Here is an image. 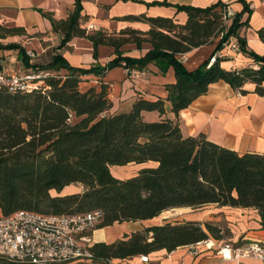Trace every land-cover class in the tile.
<instances>
[{
  "label": "trees",
  "instance_id": "trees-1",
  "mask_svg": "<svg viewBox=\"0 0 264 264\" xmlns=\"http://www.w3.org/2000/svg\"><path fill=\"white\" fill-rule=\"evenodd\" d=\"M236 1L242 5V13L248 11L244 0ZM175 8L185 13L183 24L165 17H125L123 20L147 24L148 30L125 28L111 34L87 33L80 28L81 0H74L65 19L55 20L43 13L52 31L62 36L61 45L84 38L92 45L94 59L99 46L112 48L114 58L105 67L84 69L72 67L56 55L39 66L46 75L32 82L35 88L0 89V212L4 217L17 212L44 216L98 212L101 219L95 230H101L151 221L176 209L195 211L215 205L255 210L264 229V155L239 154L202 134L185 137L178 122L165 117L164 109L168 102L177 117L218 82L240 95H246L244 86L251 84L254 94L264 96V57L245 50L238 35L244 25L242 13L234 14L225 26L227 6L220 1L206 8ZM0 30L4 32L0 40L26 36L22 28L0 25ZM219 37L215 50L235 38L239 52L247 54L258 68L226 70L217 60L188 71L177 59ZM259 38L264 42V32H259ZM143 43L151 46L143 56H123L125 45L140 48ZM2 50H18L20 61L29 65L22 47L0 43ZM159 61L174 70L175 81L165 86L164 99L140 97L128 112L110 113L108 86L101 83L81 90L89 75L100 78L116 67L145 71L147 65ZM151 112L158 114V121L143 118V113ZM132 164L142 168L131 178L120 180L111 173L112 168ZM72 185L81 192L59 195ZM223 236L224 232L210 223L165 221L111 244L95 243L92 251L98 258L121 261L162 250L171 253Z\"/></svg>",
  "mask_w": 264,
  "mask_h": 264
},
{
  "label": "crops",
  "instance_id": "crops-1",
  "mask_svg": "<svg viewBox=\"0 0 264 264\" xmlns=\"http://www.w3.org/2000/svg\"><path fill=\"white\" fill-rule=\"evenodd\" d=\"M219 1L225 4L233 15L242 13L243 7L236 0H81L83 19L80 28L85 29L87 33L102 31L111 34L125 28L145 32L148 30L147 24L141 21H127L123 18L165 17L183 24L186 15L178 12L176 6L206 8ZM244 1L249 7L248 11L241 15L240 20L244 25L238 30V35L243 40L244 48L248 53L264 57V42L259 38V32H264V0ZM152 3L162 5H151ZM73 4L74 0H0V25L25 30L26 36L19 37L18 43H21V47L26 52L31 51L35 54V60H29L27 66L22 65L24 69H29L33 62L46 65L56 55L61 56L70 66L84 69L94 66L105 67L114 58L112 48L99 46L97 57L94 59L92 45L84 38H73L65 45H61L62 36L52 31L50 21L43 16V13L50 14L55 20H62L73 10ZM219 39L220 37L210 45L179 55L177 59L188 71H194L208 62L213 54L220 52L224 55L219 60L220 66L226 70L258 68L247 54L230 49L232 37L223 43L219 50H215ZM150 49V44L143 43L140 48L135 45H125L121 51L123 56L139 58ZM0 52L3 53V57L16 55L10 59V62L18 56V50ZM2 55H0V65L1 63L3 65L1 72L12 71L10 67L5 68ZM28 69L26 71H29ZM84 78L88 80V83H83L88 85L87 87H99L101 83L108 86V96L112 102L110 113L128 112L132 103L140 97L149 101L164 99L165 86L175 81L173 67L168 66L164 61L147 65L145 75L139 78L127 77L121 67L107 71L100 78L93 75ZM244 89L248 93L240 95L224 82L215 83L211 85L205 96L180 111L177 117L171 112L170 104L166 102L165 117L176 120L185 137L202 134L210 142L239 154L264 155V96L254 94V86L251 84L245 85ZM143 118L148 122L159 120L156 112L143 113ZM174 211L183 213L184 222L199 223L202 226L205 223L216 225L225 232V236L220 240L210 237L213 244L211 249H206L204 246H189L178 248L171 253L164 250L152 253L148 255V263L145 264H236L222 261L217 254L218 247L224 244L238 246L253 240L264 242V229L259 225V216L255 210L209 205L195 211L183 208L171 212ZM109 229L110 227L96 230L93 235L94 242L111 244L121 239V235L108 239L105 233ZM136 231L141 230L134 229L131 233ZM194 249L196 252H193ZM118 264L141 263L137 257H134L121 260ZM244 264L255 263L244 262Z\"/></svg>",
  "mask_w": 264,
  "mask_h": 264
},
{
  "label": "built area",
  "instance_id": "built-area-1",
  "mask_svg": "<svg viewBox=\"0 0 264 264\" xmlns=\"http://www.w3.org/2000/svg\"><path fill=\"white\" fill-rule=\"evenodd\" d=\"M227 16L233 14L228 11ZM91 28V27H90ZM230 49L239 52L235 38L231 39ZM29 58L35 54L27 51ZM224 55L216 52L208 66ZM129 78H139L145 71L122 68ZM30 77L17 79L0 72V89L29 90L35 88L29 83ZM101 219L98 212L74 216H44L28 212H17L4 217L0 212V264H118L113 259L98 258L92 251L95 228ZM211 249L213 244L206 240L196 244ZM193 252H196L195 249ZM217 254L222 261L244 264L253 262L264 264V242L253 240L246 244L218 247ZM141 264L148 263V256L137 257Z\"/></svg>",
  "mask_w": 264,
  "mask_h": 264
},
{
  "label": "rangeland",
  "instance_id": "rangeland-1",
  "mask_svg": "<svg viewBox=\"0 0 264 264\" xmlns=\"http://www.w3.org/2000/svg\"><path fill=\"white\" fill-rule=\"evenodd\" d=\"M228 11L229 10H226L225 16L227 18V21L224 20L226 21L225 26L229 25V20L232 18V16L231 17L227 16ZM0 34H4V32L0 30ZM19 41H20V38L18 37H11V38L7 37L5 39L0 40V43L4 45L9 44V43H14L15 46L21 47V43H18ZM2 54L3 53L0 52V55ZM15 56L16 55L14 54L6 55L5 57H3V55L1 56V59L4 61L5 68L10 67L12 69V71L3 72L7 77L13 76L17 79H23L25 77H30V79L26 81H28L29 83H32L35 79L37 80L39 77L46 75V73H43L38 69L39 66L41 65H39L37 62L31 63L32 64L31 67L29 69L27 68L29 71H26L27 69H24L22 67L24 63L20 61L19 56H17V59L13 58V60H11L10 62V59ZM28 60H35V59L28 57ZM0 66H3L2 63ZM84 83H88V82H84ZM87 86L88 85L82 84L81 90L82 91L85 90ZM141 168L142 166L132 164V165L124 166V167L112 168L111 173L116 179L123 180V179H128V178L135 176L138 170ZM78 192H81V188L78 186L72 185V186L65 188L59 195L64 196V195H70L72 193H78ZM52 195H54V193H52ZM183 217H185L183 216V213H179L178 211H174V212L169 211V212L163 213L158 218L151 220V221L139 222V223H129V225L115 224L112 227H110V229L107 230L105 234L107 235L108 239H112L113 237H118L119 235H121L120 237L122 239L124 235L130 234L131 231L134 229L142 230L143 228H146L149 226L161 225L165 221L166 222H180L182 221ZM224 235H225V232H224ZM207 240H211L210 237ZM193 246L195 247L196 245H193Z\"/></svg>",
  "mask_w": 264,
  "mask_h": 264
}]
</instances>
